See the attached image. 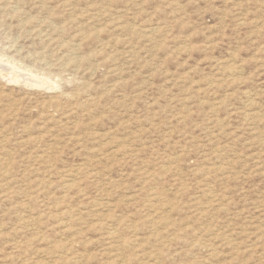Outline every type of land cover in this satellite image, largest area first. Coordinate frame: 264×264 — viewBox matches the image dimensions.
Wrapping results in <instances>:
<instances>
[{
	"label": "rangeland",
	"instance_id": "1",
	"mask_svg": "<svg viewBox=\"0 0 264 264\" xmlns=\"http://www.w3.org/2000/svg\"><path fill=\"white\" fill-rule=\"evenodd\" d=\"M0 264H264V0H0Z\"/></svg>",
	"mask_w": 264,
	"mask_h": 264
},
{
	"label": "bare ground",
	"instance_id": "2",
	"mask_svg": "<svg viewBox=\"0 0 264 264\" xmlns=\"http://www.w3.org/2000/svg\"><path fill=\"white\" fill-rule=\"evenodd\" d=\"M150 34V33H149ZM5 69V68H4ZM30 85V84H29ZM76 171V170H75Z\"/></svg>",
	"mask_w": 264,
	"mask_h": 264
}]
</instances>
